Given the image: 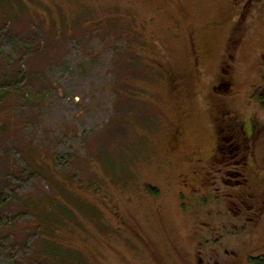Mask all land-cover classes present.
Instances as JSON below:
<instances>
[{"label":"rangeland","instance_id":"obj_1","mask_svg":"<svg viewBox=\"0 0 264 264\" xmlns=\"http://www.w3.org/2000/svg\"><path fill=\"white\" fill-rule=\"evenodd\" d=\"M0 96V264L264 258V0H0Z\"/></svg>","mask_w":264,"mask_h":264},{"label":"flooded vegetation","instance_id":"obj_2","mask_svg":"<svg viewBox=\"0 0 264 264\" xmlns=\"http://www.w3.org/2000/svg\"><path fill=\"white\" fill-rule=\"evenodd\" d=\"M223 63H225L223 61ZM232 78L229 74H227V76L225 75H219V78L217 80V82L215 83L214 87H213V90L216 92L217 90H220L221 92L222 91H226L227 90H231V86H232ZM223 85H227V87H223ZM223 117V115H222ZM224 122V126L227 130L231 131V144H236L237 145V148H239V144H241V140H244V141H247L249 140V138L251 137V125H252V120L251 119H248V123H244L237 126L236 124L232 123V120L229 118H224L221 120V118H219V125L220 124H223ZM226 140V139H224ZM241 142V143H240ZM216 147H217V144H216ZM216 147H215V151H216ZM220 149V148H219ZM236 155V154H235ZM243 162H242V165H243V168L245 169L246 168V157H243ZM236 173V172H234ZM239 173V172H237ZM246 187V186H245ZM249 196V201H251V205H250V209H255L257 211V213H259L260 211L264 210V198H262V201L261 199H259L260 197H257L254 198L252 194H248Z\"/></svg>","mask_w":264,"mask_h":264},{"label":"trees","instance_id":"obj_3","mask_svg":"<svg viewBox=\"0 0 264 264\" xmlns=\"http://www.w3.org/2000/svg\"><path fill=\"white\" fill-rule=\"evenodd\" d=\"M0 98H2L1 96H0ZM252 126V125H251ZM47 262H49V261H47ZM257 262V264H264V258L263 259H261V260H258V261H256ZM46 264H50V263H46Z\"/></svg>","mask_w":264,"mask_h":264}]
</instances>
